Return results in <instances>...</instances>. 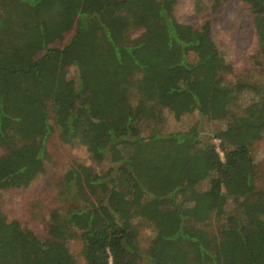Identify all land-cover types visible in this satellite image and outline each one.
<instances>
[{
	"label": "trees",
	"instance_id": "1",
	"mask_svg": "<svg viewBox=\"0 0 264 264\" xmlns=\"http://www.w3.org/2000/svg\"><path fill=\"white\" fill-rule=\"evenodd\" d=\"M179 1L0 0V196L46 174L54 133L107 165L66 174L43 240L0 199V264H78L76 240L86 264H264V82H228ZM242 1L264 56V0Z\"/></svg>",
	"mask_w": 264,
	"mask_h": 264
},
{
	"label": "rangeland",
	"instance_id": "2",
	"mask_svg": "<svg viewBox=\"0 0 264 264\" xmlns=\"http://www.w3.org/2000/svg\"><path fill=\"white\" fill-rule=\"evenodd\" d=\"M175 15L179 21L195 28L210 22L218 50L233 66V72L224 76L228 82L235 84L248 82L250 85L264 82V56H258L259 41L254 27V17L245 2L228 0L215 10L211 0H203L200 8L196 7L195 0H180L175 8ZM75 31L74 27L64 34L62 40L53 45L63 48L71 41ZM53 34H59L57 29ZM73 73L71 71L70 75H74ZM196 120L198 115L194 114L184 126ZM169 121L172 122L168 126L173 127V120ZM202 127L206 132L216 130L214 124L206 119ZM48 150L50 160L47 162V172L44 176L28 188L12 189L0 196L2 210L8 220L20 222L41 240L47 236L50 212L57 206L56 195L66 174L79 165L93 166L99 173L107 169L106 164L99 165L92 161L84 145L66 144L57 133L50 137ZM253 152L259 169L258 185L264 188V138L256 143ZM152 236V229L145 225L141 240L144 249ZM69 248L78 264H86L82 257L83 245L79 240L71 242Z\"/></svg>",
	"mask_w": 264,
	"mask_h": 264
}]
</instances>
